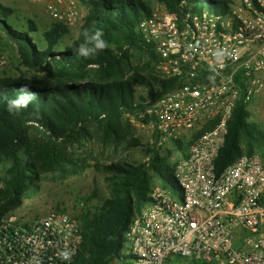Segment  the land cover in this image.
Masks as SVG:
<instances>
[{"label":"built area","instance_id":"built-area-1","mask_svg":"<svg viewBox=\"0 0 264 264\" xmlns=\"http://www.w3.org/2000/svg\"><path fill=\"white\" fill-rule=\"evenodd\" d=\"M229 7L224 13L188 9L177 18L154 0L138 23L159 56L158 68L175 84L125 116L147 131L146 145L159 148L186 136L190 145L173 166L180 191L153 185L150 200L125 229L131 264H173L175 256L203 264H264V161L243 153L216 165L240 95L236 74L242 70L246 79V101L263 86L255 73L264 71V0H230ZM46 9L70 28L86 14L81 0H47ZM217 49L225 51L219 63ZM6 63L0 51V74ZM207 123L210 129L191 136ZM81 242L80 224L68 211L54 209L33 220L15 212L0 216V264H71ZM63 251L70 260L60 258Z\"/></svg>","mask_w":264,"mask_h":264},{"label":"trees","instance_id":"trees-1","mask_svg":"<svg viewBox=\"0 0 264 264\" xmlns=\"http://www.w3.org/2000/svg\"><path fill=\"white\" fill-rule=\"evenodd\" d=\"M81 1L86 14L77 35L72 36L70 27L55 21L42 32L45 48H39L28 31L8 22L15 9L0 2V27L14 43L19 59L12 73L3 70L0 74V164L10 162L8 177L0 188V216L21 205L24 190L37 178L39 170L62 172L67 168L71 160L62 152L60 142L75 144L90 133V125L104 143L117 146L127 141V147L142 146L145 161L97 164L105 174L109 196L96 206H90L91 198L85 196L79 202L83 206L81 212L72 214L80 224L82 242L71 264H110L122 256L125 229L135 212L150 200L153 178L162 187L175 189L173 178L165 173L159 148L142 144L137 137L127 139V135H132V125L125 118L126 112L142 104L135 99V84L146 86L147 95L157 99L174 86L175 79L143 73L159 61L154 46L142 39L137 27L149 14L154 0ZM157 1L165 2L177 18L188 9L224 13L230 8V0ZM27 23L29 31L38 29L30 18ZM93 25L103 30L109 47L94 59H85L76 54V48L83 41V30H94ZM58 44L63 45L54 48ZM133 55L145 58L141 66L132 61ZM235 81L240 95L216 162L218 169L243 153H257L264 161V131L258 132L248 121L247 85L242 70ZM21 85L36 92L37 98L13 115L6 110L4 98L17 96ZM157 88L159 91H155ZM211 126L212 123L205 124L192 137ZM172 140L183 148L179 140ZM56 209L67 211L59 205Z\"/></svg>","mask_w":264,"mask_h":264},{"label":"rangeland","instance_id":"rangeland-1","mask_svg":"<svg viewBox=\"0 0 264 264\" xmlns=\"http://www.w3.org/2000/svg\"><path fill=\"white\" fill-rule=\"evenodd\" d=\"M0 2L4 5L12 6L15 9L14 16L12 15L11 18L7 19L10 24L19 30L28 31L39 48H45L47 46L42 37V32L55 22L46 9L47 0H0ZM220 7L221 4L219 3L217 8L220 10ZM29 18L36 22L38 27L36 31L28 30L27 20ZM79 26L71 28L73 32L72 36L77 35ZM62 45H55L54 48H60ZM0 50L7 56V63L3 70L12 73L14 68L19 65L18 53L14 43L6 37L1 27ZM132 61L141 66L145 58H138L136 55H133ZM143 73H154L160 79H167L157 65L153 69L150 68ZM261 74L262 72L258 75L263 86L254 91L251 99L247 101V108L250 112L248 121L257 127L258 132L264 131V77ZM135 88V99L137 101H144L149 97L146 86L135 84ZM155 91H159V88L155 89ZM128 122L132 125L130 128L132 135H127V139L137 137L141 140L142 144H147V131L140 129L130 121ZM88 130H90V133L86 137L79 139L80 141H77L73 145L60 142L62 152L71 160V163H67V168L62 172L39 170L37 178L24 190L21 205L12 212L28 220L41 217L56 209L58 205L66 208L71 214L80 213L83 206L79 202L85 196L91 198L89 201L90 206H96L103 198L109 196V190L104 180L105 174L101 172V167L96 166L97 164L103 165L114 161H125L128 163L145 161L143 159L144 147H127V141H123L117 146H112L101 141L99 136L94 133L93 125H90ZM195 131L196 129L189 132L191 136ZM189 137L175 138L183 144L182 149L178 148L172 139L167 141L164 146L159 147L160 155L163 158L162 164L165 173L171 178H173L171 166H174L180 158L185 156V153H188L190 145ZM9 166V161H4L0 164V188L4 186L3 181L8 177L7 170ZM152 183L153 185L159 184L155 177ZM174 184L175 188L180 191V187L175 180ZM122 254L125 256V260H114L110 264H123L124 261L131 264L133 262L132 258L127 254V248L125 246H123ZM172 263L203 264L202 261L191 257L180 258L178 256L172 259Z\"/></svg>","mask_w":264,"mask_h":264},{"label":"clouds","instance_id":"clouds-1","mask_svg":"<svg viewBox=\"0 0 264 264\" xmlns=\"http://www.w3.org/2000/svg\"><path fill=\"white\" fill-rule=\"evenodd\" d=\"M93 29L94 30H83V41L79 43L76 48V54L85 59H94L100 52L109 47L108 42L104 39L103 30L94 25ZM213 55L219 63L224 60L225 51L223 49H217ZM18 93L19 94L13 98H4L6 102V110L13 115H18L37 98V93L31 91L27 85H21L18 89ZM60 258L65 261L70 260L71 253L63 251L60 253Z\"/></svg>","mask_w":264,"mask_h":264},{"label":"crops","instance_id":"crops-1","mask_svg":"<svg viewBox=\"0 0 264 264\" xmlns=\"http://www.w3.org/2000/svg\"><path fill=\"white\" fill-rule=\"evenodd\" d=\"M84 9H85V8H84ZM261 72H262L261 76L264 77V71H261ZM261 72H257V73H255V74H256L255 76H256L258 79L260 78L258 74L261 73ZM259 80H260V79H259Z\"/></svg>","mask_w":264,"mask_h":264}]
</instances>
